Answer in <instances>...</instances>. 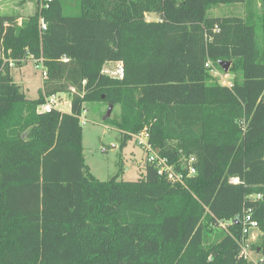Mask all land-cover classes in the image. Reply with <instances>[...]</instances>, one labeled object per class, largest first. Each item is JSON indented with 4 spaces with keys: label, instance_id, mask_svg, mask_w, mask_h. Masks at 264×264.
<instances>
[{
    "label": "trees",
    "instance_id": "obj_1",
    "mask_svg": "<svg viewBox=\"0 0 264 264\" xmlns=\"http://www.w3.org/2000/svg\"><path fill=\"white\" fill-rule=\"evenodd\" d=\"M66 1L0 16V264H251L242 217L264 231V0ZM238 4L243 16L209 15ZM29 59L47 75L36 99L10 75V60ZM222 61L229 86L209 74ZM60 94L68 113L41 112ZM87 102L119 105L104 121L122 146L145 131L176 171L194 156L196 174L171 183L146 162L136 181H99L82 155Z\"/></svg>",
    "mask_w": 264,
    "mask_h": 264
},
{
    "label": "rangeland",
    "instance_id": "obj_2",
    "mask_svg": "<svg viewBox=\"0 0 264 264\" xmlns=\"http://www.w3.org/2000/svg\"><path fill=\"white\" fill-rule=\"evenodd\" d=\"M41 0H0V16L16 15L28 17L35 14L38 3ZM68 8L74 5L73 0L66 1ZM234 5H220L209 12L212 16L235 15L238 16L240 7ZM146 21H156V14L147 13ZM255 39L258 45L261 44V28L255 29ZM1 56V47H0ZM10 75L15 85L19 86L29 99H36L42 87L43 79L40 71L36 69L32 60H27L25 64L17 66L11 62ZM116 68V65H107L105 72L109 73ZM209 74L221 85L229 86L233 76L218 71L210 65ZM59 109L68 113L69 97L60 94ZM64 101L66 102L64 104ZM82 118L85 123L82 127V155L84 163L89 168L90 173L99 181H108L116 174L119 180L136 181L144 172L148 151L133 137L125 146H122L121 134L110 123H106L103 118L108 106L103 102H87L83 106ZM120 113L119 105L113 107L109 118H116ZM247 261L251 264H259V260L264 256V231L258 229L250 230L246 237Z\"/></svg>",
    "mask_w": 264,
    "mask_h": 264
},
{
    "label": "built area",
    "instance_id": "obj_3",
    "mask_svg": "<svg viewBox=\"0 0 264 264\" xmlns=\"http://www.w3.org/2000/svg\"><path fill=\"white\" fill-rule=\"evenodd\" d=\"M43 1L48 2L50 0H41L40 8H47L48 5L46 3L43 4ZM39 29H40L41 33H43L46 30V23L42 17H40V19H39ZM32 61L35 63V66H36L35 68L40 71L42 79H44L47 75H46V70L43 67V60L39 59V60H32ZM63 61L67 62V59H63ZM103 73L108 74V75L113 76V77L122 78L123 68H122L121 63H117L116 68L112 72H110V73L109 72H103ZM65 103L66 102L64 101V104ZM60 105H61V103L59 102L58 96H50V97L44 98V101H43L42 105L40 106V110L43 113H51L53 110H59L60 111V109H59ZM69 108H70V101H69ZM78 119H79V122L81 125H83L85 123L84 119L82 118V113ZM134 137L136 138L137 142L140 143L142 146H144V148H146V151H148V157H147L146 162L155 168L158 176L165 178L166 180H168L171 183L183 184L184 178L190 177V176H193L196 174V170L194 167V164L196 162V158L194 156H191L189 158L184 159L183 163L185 165V172H178L174 169V167L172 165H170L168 163L166 158L160 157L157 154V152H155L151 148V146L147 143V134L145 131H143L142 133H140ZM230 182L236 183L237 180L231 179ZM257 198H261V196L257 195ZM220 225H222L223 227H226L227 223L222 222V223H220ZM252 229H257V222L255 220H253L250 213H247L242 217V233H243V235H245L247 237L250 230H252ZM241 256L244 259H247V256H248L247 246H245V242H244L242 249H241ZM259 261H260L259 264L262 263L264 261V256Z\"/></svg>",
    "mask_w": 264,
    "mask_h": 264
},
{
    "label": "water",
    "instance_id": "obj_4",
    "mask_svg": "<svg viewBox=\"0 0 264 264\" xmlns=\"http://www.w3.org/2000/svg\"><path fill=\"white\" fill-rule=\"evenodd\" d=\"M219 64H220L221 70L224 73L228 72V70L230 68V63L229 62L222 61V62H219ZM112 110H113V107L112 106H109L108 109H107V111H106V114H105L103 120H107L110 117V115L112 113Z\"/></svg>",
    "mask_w": 264,
    "mask_h": 264
},
{
    "label": "crops",
    "instance_id": "obj_5",
    "mask_svg": "<svg viewBox=\"0 0 264 264\" xmlns=\"http://www.w3.org/2000/svg\"><path fill=\"white\" fill-rule=\"evenodd\" d=\"M235 6L240 7V12H239L238 16H243V6L240 5V4H238V5H234L233 7H235ZM218 7H219V6H218ZM216 8H217V7H216ZM216 8H214V9H216ZM158 19H159V16H158ZM107 65H117V63H107V64H105L104 67H103V72H105V67H106ZM113 70H114V69H113ZM109 71H110V70H109ZM109 71H108V72H109ZM111 72H112V70H111Z\"/></svg>",
    "mask_w": 264,
    "mask_h": 264
}]
</instances>
